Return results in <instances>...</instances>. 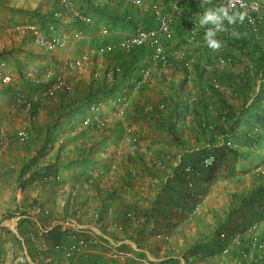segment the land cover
I'll list each match as a JSON object with an SVG mask.
<instances>
[{
    "label": "rangeland",
    "instance_id": "374dc122",
    "mask_svg": "<svg viewBox=\"0 0 264 264\" xmlns=\"http://www.w3.org/2000/svg\"><path fill=\"white\" fill-rule=\"evenodd\" d=\"M107 1L109 0H103L102 3ZM56 6L57 4L53 0H0V16H3L2 19H6L8 22L33 21L43 26L46 22L44 19L57 8ZM77 8L84 13H90L93 16V23L84 25L71 20L72 18H66L65 22H59L58 29L66 38L68 45L58 48L53 55L59 56V58L63 57V60L67 57L66 63L65 61L63 63V60L60 61L62 62L59 65L60 70L50 66L40 71L35 69L32 71L34 76L41 77L47 72H54L67 82L66 75H70L72 71L67 66L75 58L72 53H76V49L81 51L89 46L87 39L75 42L74 33L76 32H83V35L94 32L91 34L89 58L94 64L90 63L89 67L84 68L90 75L98 71L96 64L100 59L110 62L108 57H104L102 52L97 51L100 46H103L106 38L113 33L116 34L117 30L124 35L132 33V26H128L122 31L120 26L116 25L114 32L110 31L106 34L103 29L105 27L112 28L113 23L110 13L98 12L89 6L87 0H78ZM175 34V42L169 49L182 53L184 57L175 62L172 68H166V70L150 66V81L143 89L137 86L131 96L118 97L117 105L122 104L119 106V110L124 107L125 110L127 108V112L120 113L117 110L118 107L113 109L106 105L105 112L108 113L106 114L108 123L105 128L83 131L81 117L88 111L84 114H77L75 111L59 112L57 114L59 117L56 118L61 129L59 128L58 134H53V136H50L48 130L45 135L42 126L37 129L36 126L31 127L28 123L15 125L8 123L1 128L0 135L4 136L5 144L0 147V264H172L164 262L167 252L171 249L178 257L179 264H188L181 253L189 245L192 236L200 229L198 217L209 221L211 219L210 210L222 209L229 200L230 192L248 186L252 182L253 174L264 169V147L258 150L261 155L255 159L250 157L239 160L224 145L223 138H218L216 144L218 148L208 147V159L195 155L198 164L206 165L208 170L206 173L198 171L197 168H191L192 165L189 167L188 163H182L184 152L179 151L181 145L173 139V134L169 132L168 125L164 123L161 113L155 111L154 107L152 112L147 115L137 112L136 108L140 109L142 106L150 107L161 103L174 86H184L185 91L191 92V100L196 97L197 92L201 90V86L198 85L200 75L196 72L194 64L188 67L185 65L183 62L185 58H195L194 63L201 60V65H207L208 69L214 70L217 56L238 55L236 49L229 50L231 43L218 34L216 38L222 42L223 47L216 52L208 48L206 43L200 51L192 49L183 42L181 36L184 35L181 29H176ZM246 36L251 42L247 49L239 55L240 58L236 56V59L238 57L236 62L247 68V66L252 67L253 57L257 56L252 53L254 45L252 41L255 40L259 45L262 43L263 46L264 43L261 39H254L251 34ZM231 71L235 74L234 70ZM99 72L101 71L99 70ZM228 75L221 74L218 79L220 86L216 88L223 90L231 103H237L241 100L237 99L234 86L227 79ZM234 78H236V74L234 77L232 76V79ZM88 80L91 79L88 77ZM260 83L262 82L258 80V84ZM40 89H37L40 92L36 95L44 90V88ZM84 89V86L80 87L82 93L80 92L79 96H84ZM23 92L27 96L29 95L27 90ZM57 97L60 104L61 97L58 94L50 97L45 103L49 104L58 99ZM120 99L121 101H119ZM48 104H43L40 111L47 113L48 110L45 108ZM13 106L15 105L13 104ZM191 117V115L187 116L183 123L185 129H179L177 133L193 143V133L190 129L191 122L194 121ZM33 120L34 118L30 117L31 123ZM38 121L43 123L42 120H36V122ZM70 121H72V126ZM22 126H26L31 134L29 141L23 145L19 144L15 138L17 129ZM129 126H132L136 132L137 140L135 142L131 140L134 135L127 134ZM76 128L77 136H66L72 137V140L64 137L67 133L76 132ZM83 145L87 148L95 145L97 149L78 157L77 163H80L76 166L71 160L77 155L76 147ZM193 150L189 149V153H194ZM140 156L143 157L141 162ZM90 158L94 161L93 163L85 160H90ZM158 161H161L162 164L158 165ZM82 163L88 164L86 167L89 172L102 177L98 178V181L103 182L108 188L110 186L115 188L119 196H122L121 203H126L128 206H132L136 200L145 203L147 202L145 200L152 198L156 192L163 194V200L159 203L158 209L150 216L148 225L142 233L143 243L146 244L145 249H140L134 241L127 239L129 233L122 230V227L115 226V223L112 224L114 221L110 210L120 206L118 201H115L116 204L113 203V207H108V214L101 215L98 214V208H95L93 199L83 201L82 195H86V191L81 194L75 192L71 186L67 188V182H69L67 180L73 170L74 175L77 176V182L81 180L80 183H83L86 180L88 170H85V166H81ZM154 163L157 166H164L166 163L182 167L187 173V184L192 188L191 195L180 194L181 183L178 178L173 176H170L172 181L168 187L162 186L165 181L159 185L158 180H161L163 174H158L159 168L152 167ZM169 170L171 171L170 168ZM168 177L164 175V180ZM130 180H133L137 190H141L142 193L128 189L127 181ZM93 190L95 192V188ZM30 206H34V209L40 206L43 210L54 208L56 216L64 215L66 217L60 218V223L51 230L46 229L54 223V220L44 227L35 225V223L21 224L26 217L24 214L32 213ZM97 207H100V202ZM236 215V223L255 228V234L259 235V232H262L264 228V196L259 199L257 204L238 211ZM78 217L80 218L78 219ZM76 218L81 224L79 227L73 223ZM132 218L135 220L136 217ZM21 225V229L30 235L31 241L20 235L19 226ZM83 225L93 226L108 237H112L111 233L115 232L118 237L108 240L100 236L96 230ZM234 230L231 239L240 236L241 231L235 228ZM73 237H81L93 243H90L91 245L84 252L69 258L60 249H57L56 245L59 243L68 244ZM124 242L130 244L131 248L123 246ZM221 244L224 246L227 243L221 241ZM226 247H223L224 251H222L221 247L216 246L213 249L214 253H209L208 250L200 252L199 259L194 260L193 264H214L217 259L220 263L222 259L220 256L222 252L225 254ZM253 250L251 249L250 254L253 253ZM187 255L189 256V254ZM212 258L214 259L212 260ZM191 259L189 256V260ZM206 260H208L207 263H205Z\"/></svg>",
    "mask_w": 264,
    "mask_h": 264
},
{
    "label": "trees",
    "instance_id": "16d2710c",
    "mask_svg": "<svg viewBox=\"0 0 264 264\" xmlns=\"http://www.w3.org/2000/svg\"><path fill=\"white\" fill-rule=\"evenodd\" d=\"M88 1L93 4L90 3L89 6L96 9L98 12L100 11L102 14L107 12L110 13L113 20L111 25L112 28L110 27L111 32H114L117 26H120L122 31L128 26H132L133 33L139 25L144 29L155 25L156 21L153 17V12L149 7V0H145L143 8L135 7L128 0H109L103 3V0ZM124 4L125 8H123ZM139 13H142L141 17L138 15L136 16V14ZM52 16L53 11L44 20L48 21L52 19ZM77 21L84 25L87 24L79 19H77ZM59 22L60 20L55 21V23ZM239 24L242 28L237 29V31L242 34L241 37L237 39L230 35L228 41L231 43V48L236 49L241 54L247 49L251 41L248 40L246 36L250 33L248 26L244 22ZM114 26H116L115 29ZM132 33L125 35L120 34L119 36L127 39ZM112 36L116 41L111 40L110 42H106L105 40L103 45H110V43L112 44L113 42L118 41L115 33H113ZM171 45L172 43L168 44V51L170 50L169 47ZM201 48L202 46L200 49ZM255 48L256 45H253L252 50L255 51V55L257 56L253 57L252 67L249 70L250 74L248 73V75L242 76V78L237 76L232 79V76H235L232 71H225L224 73L222 71L217 74L215 69V71L210 70L212 68L208 69L203 65L195 63V70L198 74L202 73V77L200 76V80L198 81L201 90L197 92V95L193 100L190 99L191 92L185 91L184 86H174L171 88L172 91L170 94L165 96L163 101L158 105L150 107L146 105L142 106L140 109L136 108L137 112L141 115L150 114L154 108L155 111L161 113L164 123H167L168 125L169 132L173 134V139L178 141L181 145L179 151L184 152L182 155V163H188L189 167L192 165L191 168H197L198 171L200 170L206 173L208 171L206 165L203 163L198 164L195 155L208 159L209 156H207V149H209V146L212 148H218L216 147L218 138H223L224 145H226V147H228L239 160H245L250 157L255 159V157L261 155L258 150L264 147V49L257 47L258 50L256 51ZM102 54L104 57H108L110 62L102 76L96 74L97 77H94V80H91L88 87L84 89L85 93L83 97L79 96V88H74V86L68 81L67 86H70V89L65 88L62 92L58 93L61 97L60 104H63V106L66 107V109H69V111L75 110L77 114H84L88 111L81 117L82 126L87 131L92 130L83 125V119L93 113L94 107H99V113L106 118V114L101 110V105L105 104L104 102L106 99L116 98L114 100L116 103L118 97H122V95L131 96L132 91L137 86H140L139 88L143 89L150 81V66L153 65L159 69L166 70V68H172V65L175 62L182 59L173 54L168 55L167 58L170 61V65L163 68L161 67V61L153 59V49L147 48L145 45H135L130 49L116 47L109 51H105ZM229 55L234 58L233 55ZM148 57L150 62L147 61ZM185 60L186 59H184L183 62H185ZM146 72H148L147 78H145ZM221 74H223V76L224 74H229L227 79L233 84L237 99H240L241 101L231 103L223 90L216 88L213 85L212 80L214 78L219 79ZM258 80L262 83L258 84ZM119 101H121V99ZM118 105L121 106L122 104L119 103ZM210 108H214V111ZM125 112H127V108L126 110L124 108V113ZM186 115H191V118H193L194 121L191 122L192 126L190 129L193 133V143L177 133L179 129H185L183 123H185V120L187 119ZM69 123L72 126V121ZM129 128L133 129L132 126H129ZM127 134L134 135L132 138L137 140L135 130ZM131 140L134 142L136 141L133 139ZM76 148L77 155L72 158V163L79 161L78 157L82 154L85 155L89 151L97 149L95 145H92L89 148L85 146H77ZM189 149H194V153L190 154ZM91 159L92 158H90V160H85L93 163L94 161ZM142 159L143 157L140 156V162ZM79 163L80 162L77 164ZM82 166L86 167L88 164L82 163ZM153 166L159 168L160 173L158 172V174H163L161 180H158L159 185L165 181L162 186L168 187L169 184L171 185L170 181H172L170 176H173L178 178L181 183L180 194L191 195L192 188H190L191 185L188 186L187 184V173L182 167L173 166L172 164L168 165L166 163L164 166H157L154 163L152 167ZM85 170H88V176L86 180L81 183L78 191L84 192L88 191L89 188H95L93 198L100 202V207L97 209V212L101 215L108 214V207H113V203L116 204L115 201H118L120 206L117 208L113 207L114 211L112 213V218L114 222H112V224L115 223L116 225L121 226L122 230L129 233L127 239L134 241L140 249H145L146 244L143 243L144 239L142 233L148 225L150 216H152V213L158 209L159 203L163 200V194L161 195L159 192H156L152 198H147L145 200L147 202L141 203L136 200L132 206H128L126 203H121L122 196H119V193L115 188H112V186L108 188L104 183L103 187L100 186V181H98L102 178L100 175H96L93 183H91L89 187H85L86 181L94 176L92 172H89L87 167ZM164 175L169 177L164 180ZM127 187L133 192L142 193L141 190H137L133 180L127 181ZM263 196L264 169L253 174L252 182L248 186H244L241 189L237 188L230 192L229 200L222 209L214 208L210 210L209 216L211 219L209 221L203 217H198L200 229H198L195 235L192 236L189 245L183 250L181 256L185 258L188 264H193L194 260L199 259L200 252L208 250L209 253H214L213 249L216 246L221 247L222 251H224L223 247L227 246L226 249L228 251L225 252V254L222 252L220 263L217 259L214 261V264H264V256L260 255L258 248H253V253L250 254L252 249L250 246V240L252 235L255 234V230L249 228V225L236 223V213L257 204L259 199ZM34 208V206H30L32 213L26 212L24 214L26 217L21 224L35 223V225H37L40 223L41 226L44 227L50 223L51 220L60 221V218L66 217L64 215L59 217L56 216L54 214V208H52V210H43L40 206L37 209ZM66 209H68V206H66ZM132 217L142 219L138 220L135 218V220H133ZM21 227L22 225L19 226L20 235L26 237L27 240H30V235L25 233ZM234 228L241 231L239 243L233 242L231 239V236L235 231ZM104 230L107 232L106 229ZM111 235L114 238L118 237L115 232L111 233ZM258 236L261 239L264 238V228L262 232H259ZM221 241H225L227 244L223 246ZM123 246L131 248L130 244L125 242ZM187 254H189L190 259L192 258L191 260H189ZM165 258V263L179 264L178 257L174 255L172 249L167 252ZM213 259L214 258H212V260ZM207 262L208 260L205 261V263Z\"/></svg>",
    "mask_w": 264,
    "mask_h": 264
},
{
    "label": "built area",
    "instance_id": "2783aa9c",
    "mask_svg": "<svg viewBox=\"0 0 264 264\" xmlns=\"http://www.w3.org/2000/svg\"><path fill=\"white\" fill-rule=\"evenodd\" d=\"M57 4V8L53 10L52 19L46 20L44 25L41 26L35 22L31 21H20L13 25V30L17 33H24L31 36L34 43L45 48L47 50H56L67 45L66 38L59 31L56 20L66 18L79 19L87 24L92 23V18L83 13L77 8V0H53ZM135 7L143 8L145 5V0H128ZM236 11L244 12L247 10L248 16L245 18L244 23L248 26L249 31L254 39L263 41L264 43V0H234ZM228 0H211V5H205L203 0H170L166 5L162 0H149V7L153 12V17L155 19V25L144 29L138 27L129 38H120L117 42H113L110 45L100 46L97 51L105 52L112 48H123L130 49L135 45H145L147 48L153 49V59L161 61V67L166 68L170 65V61L167 58L168 55H176L177 57H184L182 53L176 50L168 51V44L175 42V30L177 25H182L180 28L183 30V42L187 44L192 49H198L205 45L204 32L205 29L201 28L198 24V18L200 14L205 10L206 7H215L218 5H227ZM255 9V10H253ZM226 25V21H225ZM110 28L105 27L103 29L104 33L110 32ZM218 33V34H225ZM177 52V53H176ZM90 56V55H89ZM88 54H85L82 59H74L71 66H80L83 59H88ZM216 66L213 68L216 73H223L225 71L234 70L236 77L248 75L249 69L244 67L243 64L237 63L235 57L230 55H219L217 56ZM185 65L188 67L195 62V58H185ZM201 64V62H198ZM191 65V66H192ZM206 68L207 65H204ZM247 70V71H246ZM148 72L145 73L147 77ZM0 82L4 85L14 87V80L10 73L0 72ZM215 87H219L220 84L217 78L212 80ZM65 88L70 89L67 86V82L63 78H56L50 85L44 88V90L34 96L29 98L24 92L16 91L14 93V105L24 109L26 112H31L33 110V103L35 102L39 106L45 104V102L52 96L62 92ZM124 107H121L119 112L123 113ZM83 125L90 128L91 130H96L99 128L106 127L107 118L103 117L99 113V107L93 108V113L86 116L83 119ZM134 131L132 128H128V133ZM30 131L26 126H22L16 131V141L19 144H26L30 139ZM133 140H136L133 138ZM5 140L4 136L0 135V147L4 146ZM158 165L162 162L158 161ZM96 175L86 181L85 187H89L93 183ZM100 186L103 187V182L100 181ZM115 226H117L115 224ZM121 228V226H119ZM255 229V228H254ZM252 228V230H254ZM237 237V236H236ZM233 237V242L239 243V237ZM93 242L81 237H73L68 244L59 243L56 245L57 249H60L67 257L73 258L80 253L84 252ZM251 248H258L260 255L264 256V238L261 239L258 235L253 234L250 240ZM227 252V249H225Z\"/></svg>",
    "mask_w": 264,
    "mask_h": 264
},
{
    "label": "crops",
    "instance_id": "0c3cea01",
    "mask_svg": "<svg viewBox=\"0 0 264 264\" xmlns=\"http://www.w3.org/2000/svg\"><path fill=\"white\" fill-rule=\"evenodd\" d=\"M162 1L166 5L170 2V0H162ZM87 3L90 5L88 0H87ZM123 8H125V4H124ZM86 14L89 15L93 19V16H91L90 13L87 12ZM137 15L141 17L142 13L136 14V16ZM2 18H3V16H0V72L10 73L13 77L15 86L12 89L11 86L4 85L0 82V134L2 131L1 128L4 127L8 123H9V125L28 123L31 125V127L36 126L37 129L40 126H42V129H44V131H45L44 132L45 135L47 134V132H46L47 130L50 131V136H53V134L57 135L61 129L60 123L57 121V118H56V117H59V115H57V114L61 111L69 112V109H66V107L63 106V104H59V102H58L59 98L58 97H57L58 99L51 101L49 104L45 103V105L48 104L45 108L46 110H48L47 113H45V111H43V112L40 111L42 107L37 106L38 104H36L35 102L33 103V110L28 113L22 108L13 106L14 101H12V100L14 98V93H16V91L20 90L23 92L24 90H27V93L29 94L28 96L34 97L37 93L40 92V91H37V89H39V88L42 89L44 87H47L56 78H62L54 72L53 73L47 72L43 76L38 77V76H34L32 71H35V69H37L39 71L44 70L45 67L49 68V66L51 68H56V69L60 70L59 65L62 63L60 61L63 60V57L59 58V56H54L53 54H54L55 50H47V49L42 48L41 46L37 45L36 43H34L33 39L28 34L26 35L24 33L15 32L13 30L14 22H11V21L8 22L6 19L4 20ZM71 20L77 21L76 19H71ZM62 21L65 22V19H63ZM92 23H93V20H92ZM226 26L228 27L229 31L226 32L225 34H218L220 37H223L226 40H228L229 36L231 35V31L233 28H235V30L242 28L239 23H237L235 25H227V21H226ZM181 27H182V25H180V24L176 26V28L179 30ZM93 33L94 32H90V33H86L84 35H83V32L82 33H79V32L74 33L75 42L79 41L81 39H87V42L89 44V46L85 50L77 51V49H76V53H74V52L72 53L73 56L75 55L74 59H82V57L85 54H88V56L90 55V51H91L90 40H91V34H93ZM120 33H121V31L117 30V32H116L117 40L119 38H121L119 36ZM111 40L116 41L112 35L108 36V38H106V42H110ZM253 44L256 45V48H255L256 51L258 50L257 47H261L262 49H264V46L262 43H261V45H259V44H257V42L255 40H253ZM200 50H202V48L199 49L198 51H200ZM229 50H232L231 47L229 48ZM252 53H255V51H253ZM236 54L241 55L239 53V51ZM234 57H235V60L238 61L239 56L237 57V59H236V55ZM89 58H90V56L88 57V59H83L80 66H74V65L71 66L73 61H70L68 66H67V68L69 67L72 70L70 75H68V74L66 75L67 81L69 83H71L74 86V88H79L78 90H80V87H82V86L87 88L89 83L91 82V80H94V77H97L96 74L98 76L99 75L102 76V74L104 73V71L106 69V64L108 65L107 61L104 62L105 59H100L99 61H97L98 63L96 64L98 71H96L95 73L90 75V74H88V72L86 70H84L85 67H89L90 63H91V65L94 64ZM66 59H67V57L64 58L63 63H64V61L66 63ZM147 61L150 62L149 57L147 58ZM247 68L250 70L251 67L247 66ZM99 70L101 72H99ZM199 75L202 77V73ZM88 77L91 80H88ZM87 80H88V83L86 84ZM80 92L81 91H79V93ZM132 92H134V91H132ZM115 99L114 98H112V99L108 98L105 100V102H104L105 104L101 105V110H102V106L105 105V106H103V112L105 114H108L107 112H105L106 105L111 106L113 109L118 107L117 110H119L120 105H117V102L115 103V101H114ZM51 107H53L54 109H52ZM71 111L73 112L75 110H71ZM30 117L34 118L32 123L29 121ZM36 118H38L40 121L42 120L43 123H41V122L39 123V121L36 122V120H38ZM44 122H46V123H44ZM82 130L87 131L84 128H82ZM77 132H78V130L76 128V132L67 133V134H65L64 137H66V136H77ZM59 134L61 135L62 133L60 132ZM90 134H92V133H90ZM66 138H68V137H66ZM69 138L72 140V137H69ZM91 138H92V136H91ZM75 165L76 166L78 165L77 162H75ZM73 171H72L73 175L71 174L69 180H67V181H69V182H67V184H68L67 188L71 186L75 192L83 194L85 192H83V191L79 192L78 191V188L81 185V183H80L81 180H79L77 182V176L74 175L75 172H73ZM86 192H87L86 195H82L83 201H86V200L91 201L93 199L94 204H95V208L96 209L99 208V207H97L99 201L93 198V194H94L93 188H89V190ZM76 199H78V197H76ZM95 208H94V210H95ZM110 211H111L110 214H112L114 210L111 209ZM79 218L80 217H78V219ZM78 219L76 218V220H73V223L79 227V226H81V224H79L80 222ZM58 223H60V221L54 220V223L50 227H48L46 230L54 229V226ZM38 225L41 226L40 223H38ZM83 226H87L93 230H96V232L99 233L100 236H102L108 240L112 239L111 236L108 237L106 234L100 232L99 230H97V228H95L93 226H89V225H83Z\"/></svg>",
    "mask_w": 264,
    "mask_h": 264
},
{
    "label": "clouds",
    "instance_id": "9594fccd",
    "mask_svg": "<svg viewBox=\"0 0 264 264\" xmlns=\"http://www.w3.org/2000/svg\"><path fill=\"white\" fill-rule=\"evenodd\" d=\"M203 3L205 5H211V0H203ZM234 9V0H228L227 5L206 7L198 18L199 26L205 29V43L207 47L213 50L214 52L219 51L223 47L222 42L216 38L217 34L229 31L228 27L225 25V21H227V25H235L237 23L242 24L245 18L248 16L247 10H245L244 12H240ZM231 35L238 39L241 37L242 34L235 30V28H233L231 31ZM199 49L200 48H198V50ZM198 62L201 61L198 60ZM198 64L201 65L200 63Z\"/></svg>",
    "mask_w": 264,
    "mask_h": 264
}]
</instances>
